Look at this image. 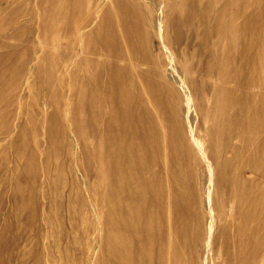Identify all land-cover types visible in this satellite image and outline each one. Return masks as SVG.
Returning <instances> with one entry per match:
<instances>
[{"label":"rangeland","instance_id":"obj_1","mask_svg":"<svg viewBox=\"0 0 264 264\" xmlns=\"http://www.w3.org/2000/svg\"><path fill=\"white\" fill-rule=\"evenodd\" d=\"M125 62L186 198L165 262L264 264V0H0V264H113L84 78Z\"/></svg>","mask_w":264,"mask_h":264},{"label":"bare ground","instance_id":"obj_2","mask_svg":"<svg viewBox=\"0 0 264 264\" xmlns=\"http://www.w3.org/2000/svg\"><path fill=\"white\" fill-rule=\"evenodd\" d=\"M92 54L95 56L97 51ZM100 68L83 78L84 84L91 83L97 97L98 124L102 120L99 117L106 116L100 148L110 166L113 264H151L153 250L157 253L156 264H167L164 254L169 240L165 232H170L173 241L181 235L178 209L180 202H186L178 190L182 181L174 170L164 172L157 156L159 129L145 128L144 121H152L154 116L146 115L133 69L127 62L121 66L112 63L110 84L107 82L104 88V65ZM174 243L171 252L177 248Z\"/></svg>","mask_w":264,"mask_h":264}]
</instances>
